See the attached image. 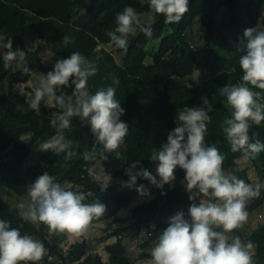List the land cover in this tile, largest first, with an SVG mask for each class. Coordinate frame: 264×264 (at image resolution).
<instances>
[{"label": "trees", "instance_id": "trees-1", "mask_svg": "<svg viewBox=\"0 0 264 264\" xmlns=\"http://www.w3.org/2000/svg\"><path fill=\"white\" fill-rule=\"evenodd\" d=\"M144 1L0 0V35L5 42L11 39L13 50L26 52V63L31 72L20 76L15 70L14 62L10 68L5 69L0 57V179L8 177L13 183L24 185L27 191V187L37 177L48 172L55 178L56 183L67 184L68 190L83 193L84 203L99 201L106 206L105 214L94 219L90 225L107 218H112L114 223L131 221L126 228H113L101 238L102 242H106L115 237L113 244L104 247L107 260L102 261L98 254L85 255V241L71 244L67 251H63L59 244L65 241L68 233L55 232L53 241L49 242L46 224L40 223L37 227L32 222L22 220L20 212L0 195V220L8 221L11 227L18 228L21 235L27 234L41 241L46 253L51 256L50 261L54 258L60 264H132L124 240L127 238L131 241L140 237L148 210L158 205L156 215L159 218H162V214L170 218L178 212L186 213L184 217L188 218L191 202L183 182L184 172L179 168L174 171L173 183L162 189L155 188L147 180L139 179L137 186L145 185L151 198L137 205L128 219L114 215L119 210L126 209L138 197L135 188L121 187V182L128 179L125 175L126 167L132 162L140 161V167L155 175L153 162L149 159L152 150L159 149L167 142L168 133L175 127L176 112L185 107L201 106V97L207 98L213 109L209 113L210 122L207 125L205 144H215L225 157L223 169L226 173L244 180L245 183H253L246 170L238 169L237 161L244 157L243 150L232 152L223 132L224 121L230 118L231 109L227 105L226 97L220 95V88L241 82L243 73L238 61L242 53L237 48L244 42V31L255 27L256 19L264 12V0H223L224 30L216 22L215 14L222 7L216 0H189V11L180 22L173 24H166L165 17L154 12V22L149 25L142 24L151 28V37L145 36L137 28L135 34L128 36L127 51L117 48L114 57L106 46H115L109 33L114 32L117 26L116 15L129 6L135 9L138 16L150 12L149 0ZM26 27L37 32L40 38L52 41L61 59L67 58L73 52H80L89 60H95L97 73L88 79L89 94L94 95L98 90L110 86L116 88L115 98L124 109L120 119L129 127L124 143L117 150L122 158L117 159L113 152L105 153L106 159H100L98 155L94 161H85L83 155H79L71 144L64 152L41 154L40 164L27 169L30 182L25 183L22 170L32 147L41 145L56 135L50 121L62 111L56 107H48L46 100L41 101L39 111H34L30 109L26 97L14 91L15 86L21 84L32 96L34 91L27 86L32 75L35 72L46 74L53 69L42 63L37 50L26 49L24 40L18 34L19 28ZM257 30H264V24L259 25ZM65 35L72 38V43L63 44L62 37ZM151 41L158 42L157 46ZM196 41L201 43L199 47L195 46ZM98 45L101 46L100 51L96 52ZM221 47L225 50V57L221 55ZM97 56L98 60L95 59ZM117 56L120 57L119 63L116 61ZM200 57L211 59L210 68L227 60L228 68L206 80L196 81L193 75L200 64ZM147 59L150 60L149 63H146ZM114 80H118V84H114ZM73 90L72 87L62 89L68 95ZM252 90L261 92L264 97V90ZM24 135H29V139L19 144ZM248 135L250 143H264V121L259 126L252 124ZM68 136L77 139L84 151H91L95 143L87 122L79 117L71 118L70 127L64 130V137ZM100 150L101 146L97 145V153ZM68 151L74 153L71 158H66ZM247 160L263 179L264 151ZM97 163L101 164L104 175H111L114 179L121 178V182L102 188L92 175ZM3 188L6 187L0 181V193ZM8 192L12 194L10 190ZM162 192L165 194L162 195ZM246 211L248 215L253 212L264 213V188L258 198L250 199ZM164 221L158 220L154 227H144L148 238L139 244V248L143 249L138 257L140 260L150 259L144 249L156 242L166 229L168 222ZM263 234L264 223L252 231L248 238L242 235L241 227L231 233L243 242L253 244V264H264Z\"/></svg>", "mask_w": 264, "mask_h": 264}, {"label": "clouds", "instance_id": "clouds-1", "mask_svg": "<svg viewBox=\"0 0 264 264\" xmlns=\"http://www.w3.org/2000/svg\"><path fill=\"white\" fill-rule=\"evenodd\" d=\"M149 6L165 17L166 24H173L180 22L189 11V0H149ZM115 22L117 26L109 36L112 43L125 52L128 36L135 34L137 28L147 37L152 35L151 28L141 24L135 9L130 6L116 15ZM243 36L244 42L237 48L242 53L238 61L243 73L241 82L220 88V95L226 97L231 109V116L225 119L223 127L231 151L243 150L247 159L264 151V143H250L248 135L252 124L259 126L264 121V97L261 92L252 90H264V30L248 28ZM62 41L68 45L72 38L65 35ZM100 47L98 45L95 51L99 52ZM0 49H3L0 57L5 69L15 61L23 73H31L26 52L13 50L11 39L0 41ZM96 73L95 60L73 52L65 59L56 60L51 71L38 74V86L29 101L30 109L39 111L41 101L46 100L50 107L62 110L50 121L56 135L43 142L40 151L64 152L68 149L71 142H65L64 130L70 127L71 118L79 117L87 122L95 139L91 151L83 153L85 161H94L98 155L100 159H106L105 153L113 152L117 159L122 158L117 150L124 143L129 128L120 119L124 109L115 98V87L89 94L87 82ZM113 83L118 84V80ZM68 87L74 89L71 95L62 91ZM201 101V106L178 110L175 127L168 133L167 142L152 150L149 159L155 164V175L140 167V161L132 162L125 169L128 179L121 182V187L135 188L138 196L148 197L150 193L145 185L137 186L139 179L162 189L173 183L174 171L179 168L184 172L183 182L191 202L187 219L183 212L169 218L168 226L150 249V259L145 264H253L250 254L253 244L230 234L246 222V202L258 198L264 184L258 181L245 183L224 171L225 157L215 144H205L209 113L213 109L207 98L201 97ZM97 145L101 146L99 153ZM73 155L68 151L66 158ZM103 179L106 188L112 176L106 174ZM27 195V206L24 203L18 205L20 218L46 224L52 232L79 236L94 219L106 212L104 204L99 201L84 203L83 193L65 189L48 172L27 187ZM46 251L41 241L27 234L21 235L18 228L0 220V264H37Z\"/></svg>", "mask_w": 264, "mask_h": 264}, {"label": "rangeland", "instance_id": "rangeland-1", "mask_svg": "<svg viewBox=\"0 0 264 264\" xmlns=\"http://www.w3.org/2000/svg\"><path fill=\"white\" fill-rule=\"evenodd\" d=\"M144 1V0H143ZM223 0H216L217 3H220L222 5V7H220V9L216 12L215 17H216V22L218 24V27L221 28V30H224L225 27H223V23L225 21V15H224V4L222 3ZM145 2V1H144ZM140 19L141 24H152L154 22V11H150L148 13L142 14L138 16ZM264 24V12L260 13V17L256 19L255 22V28L257 29L259 27V25H263ZM197 27V26H195ZM196 34V30L194 31ZM18 34L22 37V39L24 40L25 43V47L26 49L30 50V51H38V55L41 58L42 63L45 66L48 67H52L54 66L56 60L61 59L58 54H57V47L55 46V44L51 41H46L42 38H40L37 34V32H33L30 31L29 28H19L18 30ZM3 37L0 35V41H3ZM151 39H149L150 41ZM154 42V41H151ZM158 42H154V46H157ZM200 42H195V46H200ZM107 50L111 52L112 55H114V57H116V53L115 50L117 49L116 46L112 47V46H106ZM3 49H0V52H2ZM221 51V55L222 56H226L225 54V50L223 47L220 48ZM203 58L206 57H200L198 59V62H200V64L196 67L195 71H194V79L196 81H203L208 79L211 75L213 74H218L221 73L223 71H225L228 68V62L227 60L224 61H220L219 64L213 68L209 67V63L211 61V59L207 58L208 60H205ZM116 61L119 63L120 62V57L117 56ZM26 62H27V57H26ZM150 60L147 59L146 63H149ZM14 65H15V70L16 72L20 75V76H24L25 73L22 72V69L20 67L17 66V63L14 61ZM39 72H35L30 81L27 83V86L30 87L33 91L34 88L36 86H38V82H39ZM24 85L18 84L15 86L14 91L16 94L18 95H24L27 99V101H30V99L32 98V96L25 90ZM66 95H68V93L66 91H64ZM59 94V93H58ZM46 105L48 107H50L47 102ZM58 109H60L59 107H56ZM29 139V135H24L20 138L19 140V144H23L25 143L27 140ZM71 142V144L74 145L75 151L79 154V155H83L84 148L82 147V145L77 141V139L75 138H71L70 136L65 138V142ZM11 149V148H9ZM8 152V150H7ZM48 153H55V152H51V151H40V145H36L34 147H32L31 149V154L30 156L27 158L26 162L24 163V168L22 170V177L23 180L25 181V183L29 184L30 182V173L27 171L28 168L33 167V166H37L40 164V155L41 154H48ZM10 158V157H9ZM237 165H238V169L240 170H246L247 176L248 178L254 183V182H259L261 184H264V178L261 179V177H259L257 175V172L255 171V168L253 167V165L250 163V161H248L247 159H245V157L239 159L237 161ZM153 171L155 172V164L153 163ZM92 175H93V179L96 183H98L99 185H101L102 188H105V181L103 179L104 177V172H103V168L101 166L100 163H97L96 166L94 167L93 171H92ZM0 181L5 185V187L10 190L12 194H9L8 190L6 188H3L0 195L2 197V199L7 202L11 207L17 209L19 212L21 211V209L18 208V205L20 203H24L25 206H27L28 203V195H27V191L24 185L22 184H15L13 183L10 179H8V177H3L2 179H0ZM121 182V178H112V180L109 182L108 186H111L115 183H119ZM62 187H64L65 189L69 188V185L67 184H63L61 185ZM107 186V187H108ZM263 189V188H262ZM151 197H136L135 199H133L129 205L126 207V209L122 210L121 209V217H125V218H129L131 216V213L134 211L135 207L137 205H139L142 202H146L150 199ZM250 204V200H248L246 202V207ZM158 205H156L155 207H153L152 209L148 210L145 214V220H144V227L150 226V227H154L156 225V222L159 220V222H168L169 218H167V216L165 217V214H162V218H159V216L156 215V211L158 210ZM164 217V218H163ZM131 223V221H128L126 223L123 224H117V227H124L126 228V226H128ZM264 223V213H260V212H253L252 214L248 215V218L246 220V222L243 223V225L241 226V233L245 238H248L252 231H254L259 225H262ZM35 226H39V222L37 223H33ZM116 226V224L114 225V223L111 224V219H105L101 222L95 223L93 225H89V227L85 230V232L79 236L74 235V234H67L66 239L63 243L59 244V247L63 249V251H67L69 246L71 244H74L76 242H80V241H85L86 242V248H85V255L86 254H98L99 256L102 257V261H106L107 260V254L104 251V247L107 245H111L115 242V237H111L109 238L106 242H102L101 238L103 236H105L106 234L109 233V231H111L114 227ZM142 229V233L140 235V237L138 239L135 240H129V239H125L124 240V244L126 245V250H127V255L129 257V259L132 261V264H145V261L147 260H140L138 257L141 254V251L143 249L139 248V244L142 243L143 241L147 240V233H146V229ZM126 233V232H124ZM54 234L55 232H52L49 227H48V233H47V238L49 240V242H52L54 239ZM231 237H234L230 234ZM262 238H264V234L261 235ZM156 242H154L153 244L149 245L146 249H144V252L148 253L150 252V249L154 246ZM254 253V249L252 248L250 250V254L251 256ZM51 258V256H49L47 253L45 254L44 258L37 262V264H60L58 261H55L54 258L53 260H49ZM67 264H72L70 262H68Z\"/></svg>", "mask_w": 264, "mask_h": 264}, {"label": "crops", "instance_id": "crops-1", "mask_svg": "<svg viewBox=\"0 0 264 264\" xmlns=\"http://www.w3.org/2000/svg\"><path fill=\"white\" fill-rule=\"evenodd\" d=\"M122 210H124V209H122ZM121 210H119L114 216L115 217H117V218H122V219H128V218H125V217H121ZM108 219V218H107ZM111 219V218H110ZM128 221H130V220H128ZM128 221H126V222H128ZM125 222V223H126ZM112 223H114V222H112V220H111V224ZM116 224V226L114 227V228H124V227H117V224H123V223H120V222H117V223H114V225ZM127 227V226H126Z\"/></svg>", "mask_w": 264, "mask_h": 264}, {"label": "built area", "instance_id": "built-area-1", "mask_svg": "<svg viewBox=\"0 0 264 264\" xmlns=\"http://www.w3.org/2000/svg\"><path fill=\"white\" fill-rule=\"evenodd\" d=\"M184 215H186V213H184ZM50 259H51V258H50ZM50 259H49V260H50Z\"/></svg>", "mask_w": 264, "mask_h": 264}]
</instances>
